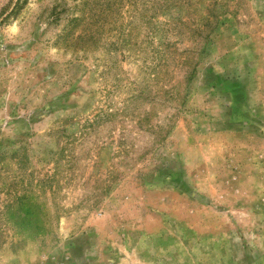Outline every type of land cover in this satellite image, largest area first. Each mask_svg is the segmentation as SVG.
<instances>
[{
    "label": "rangeland",
    "instance_id": "374dc122",
    "mask_svg": "<svg viewBox=\"0 0 264 264\" xmlns=\"http://www.w3.org/2000/svg\"><path fill=\"white\" fill-rule=\"evenodd\" d=\"M129 1L0 0V264H264V0Z\"/></svg>",
    "mask_w": 264,
    "mask_h": 264
},
{
    "label": "trees",
    "instance_id": "16d2710c",
    "mask_svg": "<svg viewBox=\"0 0 264 264\" xmlns=\"http://www.w3.org/2000/svg\"><path fill=\"white\" fill-rule=\"evenodd\" d=\"M129 1V0H128ZM201 2H205L206 0H199ZM219 0H208V12L209 15L216 20L217 22L220 21V15L228 11L227 9L221 10L220 12H217L216 6L219 5ZM191 2V0H130L128 3L133 6V14H132V20L126 24L121 22L118 24V21L115 22L114 26H117L116 31L119 32L120 36L124 37L123 41L125 43L121 42V45H126L129 47V49L133 50L135 46L137 45V39H136V33H138L139 28L142 26L141 22L138 23L136 21L137 18L139 19H146V25L153 23V17H155L158 13L165 11V10H171L174 7H180L187 3ZM123 4V0H112V5L115 7V19L117 16H122L119 9L121 5ZM223 11V12H222ZM211 18L206 19V23H211ZM121 28V30L119 29ZM140 32V31H139ZM135 39V40H134ZM135 41V42H134ZM124 45V46H125ZM153 56L158 59V63L156 65V68L154 70H157L156 73H161L163 71L168 73L169 66L171 63L176 59V56L178 55V48L174 46L172 43H170L167 39L163 40V42L160 43V46H154L152 50ZM192 73V72H191ZM190 75V72H189ZM188 78V76H187Z\"/></svg>",
    "mask_w": 264,
    "mask_h": 264
}]
</instances>
